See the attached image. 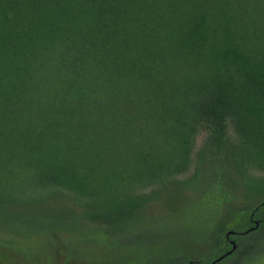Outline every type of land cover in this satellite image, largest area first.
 <instances>
[{
  "label": "trees",
  "instance_id": "trees-1",
  "mask_svg": "<svg viewBox=\"0 0 264 264\" xmlns=\"http://www.w3.org/2000/svg\"><path fill=\"white\" fill-rule=\"evenodd\" d=\"M38 210L102 264H264V0H0V221Z\"/></svg>",
  "mask_w": 264,
  "mask_h": 264
},
{
  "label": "rangeland",
  "instance_id": "rangeland-1",
  "mask_svg": "<svg viewBox=\"0 0 264 264\" xmlns=\"http://www.w3.org/2000/svg\"><path fill=\"white\" fill-rule=\"evenodd\" d=\"M230 132V130H228ZM192 171L189 167L188 175ZM37 196H42L37 192ZM48 201L51 206L67 210L72 207L69 197L57 198L49 197L43 198ZM45 202V203H46ZM45 206L44 204L42 207ZM37 208V206H36ZM40 208V207H39ZM174 208L171 205L172 209ZM177 207H175L176 209ZM179 209V208H177ZM164 210L162 202L158 206V211ZM180 210V209H179ZM32 214L33 211H30ZM183 218L188 217V211H181ZM31 213L26 211L17 212L14 218L19 217L20 221L13 223L10 219L2 222L0 221V262L11 263L12 261L18 264H24L23 255L19 248L29 254L28 264H102L99 256L106 257L105 261H114L119 247H104L98 244L93 236H88L91 244H84L85 248H94L95 254L91 256H81L79 249L83 240V233L78 226L68 218L55 214H47L39 212L31 217ZM175 212L170 213L169 217H164L163 221L154 228L157 231V240L161 242H170V245L175 242L174 237L177 232L186 234L187 230L184 228V223L175 218ZM26 221V222H25ZM159 237H163L160 239ZM153 245H155L153 243ZM167 245V243H166ZM134 249H137L134 247ZM150 249V248H149ZM152 250V249H150ZM102 251L101 253H98ZM186 254V253H184ZM190 256V254H188ZM185 255V259L188 257Z\"/></svg>",
  "mask_w": 264,
  "mask_h": 264
},
{
  "label": "water",
  "instance_id": "water-1",
  "mask_svg": "<svg viewBox=\"0 0 264 264\" xmlns=\"http://www.w3.org/2000/svg\"><path fill=\"white\" fill-rule=\"evenodd\" d=\"M256 226V222L254 224V227ZM228 233H231V231H228L225 233L226 237L228 235ZM229 245H230V248L225 251L223 254H221L219 257H217L214 261L218 260V259H221L222 257H224L225 255H228L234 248H235V243L233 240H229ZM213 263V261L211 262V264ZM186 264H189V263H186Z\"/></svg>",
  "mask_w": 264,
  "mask_h": 264
},
{
  "label": "flooded vegetation",
  "instance_id": "flooded-vegetation-1",
  "mask_svg": "<svg viewBox=\"0 0 264 264\" xmlns=\"http://www.w3.org/2000/svg\"><path fill=\"white\" fill-rule=\"evenodd\" d=\"M17 262L16 261H12L11 263H6V264H16ZM0 264H4V263H1Z\"/></svg>",
  "mask_w": 264,
  "mask_h": 264
}]
</instances>
